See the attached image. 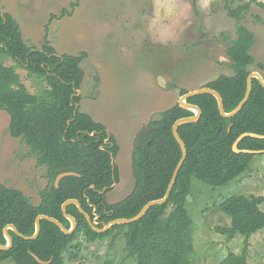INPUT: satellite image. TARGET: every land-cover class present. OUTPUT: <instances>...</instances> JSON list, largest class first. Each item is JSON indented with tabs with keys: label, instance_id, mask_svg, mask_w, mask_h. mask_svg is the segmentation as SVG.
<instances>
[{
	"label": "trees",
	"instance_id": "16d2710c",
	"mask_svg": "<svg viewBox=\"0 0 264 264\" xmlns=\"http://www.w3.org/2000/svg\"><path fill=\"white\" fill-rule=\"evenodd\" d=\"M77 4L73 2L71 6L75 8ZM193 5L198 12L197 3ZM248 7V3L237 8L228 6V12L240 18ZM61 14L71 15L72 11L64 8ZM254 44V32L239 25L227 51L234 74H221L205 85L222 95L227 112L235 109L245 96L248 75L255 70V59L250 52ZM86 55V52L59 54L48 36L41 48L28 44L17 20L3 12L0 5V109L10 116L11 134L22 137L31 152L37 154V162L45 167L48 179L37 205L30 203L21 190L0 183L3 244L7 243L4 235L7 224H14L25 235H33L39 214L56 217L70 228L71 222L62 211L63 202L70 198L78 199L92 218L96 208L99 227L115 218L133 217L147 202L165 195L181 159L182 149L172 127L177 119L194 112L178 102L162 112V120L151 121L154 129L142 136L138 147L135 145L132 192L121 201L107 202L106 194L118 179L113 162L118 146L105 125L81 109L82 96L78 90L85 76L81 63ZM8 58L15 64L8 65ZM259 66L264 70L263 63ZM18 68L28 72L36 84V92L25 85ZM187 92L182 89L180 95ZM188 102L201 107V117L178 127L188 154L165 203L152 206L138 221L115 225L106 232L95 231L77 205L69 204L67 212L78 223L73 233H65L47 219H42V230L36 239H25L10 229L13 245L9 249L0 248V262L12 259L15 264H43L33 256L35 253L42 260L52 259L49 264H66L64 254L70 252L77 257L81 249L77 240L84 234L88 242L122 237L127 257L135 258V264H191L193 220L186 203L192 180L197 178L213 187L223 186L247 170L255 154L237 153L233 144L244 132L264 134V87L253 78L251 96L234 117L220 113L218 101L211 93L191 96ZM239 148L264 150V139L245 137ZM64 171L79 175L64 177L56 187L55 179ZM262 203V195L230 196L220 207L231 217V225L218 230L229 240L237 234L245 236L248 243L252 235L264 230ZM220 264H247L246 255L232 252Z\"/></svg>",
	"mask_w": 264,
	"mask_h": 264
},
{
	"label": "rangeland",
	"instance_id": "374dc122",
	"mask_svg": "<svg viewBox=\"0 0 264 264\" xmlns=\"http://www.w3.org/2000/svg\"><path fill=\"white\" fill-rule=\"evenodd\" d=\"M78 3L75 8L72 3ZM169 0H0L3 12L17 20L28 44L41 48L46 36L59 54L87 55L84 80L78 93L81 109L105 125L118 146L114 159L115 185L108 203L126 198L134 188L132 155L137 133L155 117L179 102L180 91L201 88L221 74H234L228 48L239 25L255 34L251 49L254 71L264 70V0H174L175 12L158 4ZM198 5L196 12L193 3ZM248 3L240 18L228 6ZM263 3V4H262ZM72 11L62 15V9ZM55 15L53 18L52 16ZM8 65L15 64L6 60ZM25 85L37 91L25 69L18 68ZM264 77V76H263ZM10 116L0 109V183L21 190L28 201L40 203L48 184L45 167L22 137L10 132ZM264 152L255 154L247 170L235 180L213 187L193 178L186 203L193 220L191 264H220L230 253L246 255L247 264H264V230L249 242L237 234L232 240L219 227L231 225L220 205L233 195L264 196ZM264 210V203L260 205ZM77 242V257L64 254L66 264H135L127 257L124 239L113 236ZM0 264H15L12 259Z\"/></svg>",
	"mask_w": 264,
	"mask_h": 264
},
{
	"label": "water",
	"instance_id": "95a60500",
	"mask_svg": "<svg viewBox=\"0 0 264 264\" xmlns=\"http://www.w3.org/2000/svg\"><path fill=\"white\" fill-rule=\"evenodd\" d=\"M253 78H257L260 81V83L262 84V86L264 87V77H263V75L260 72H258V71H252L248 75V78H247V87H246L245 96L240 101L238 106L235 109H233L232 111H230V112H227L225 110L224 99H223L222 95L216 89H214L212 87L203 86V87L195 89V90H190L187 93H184L183 95H181V97L179 99V104L182 107L187 108L189 110H192L194 112V115H189V116H185V117H181V118L177 119L175 121L173 127H172L173 135L176 138L177 142L179 143V145H180V147L182 149L181 159H180V161L177 164V167H176V169H175V171L173 173V176H172V178H171V180L169 182V185H168V188L166 190L165 195L163 197H161V198L153 199V200H150L149 202H147L142 207V209L140 210V212L137 215H135L133 217H129V218H126V217L115 218V219H112L111 221H109L107 223H104V225L102 227H99V222H98L99 215L96 214L97 217L95 219L92 218L91 215L83 208L82 203L78 199L70 198V199H67L66 201H64L63 204H62L63 214L71 222V227L70 228L66 227L56 217H53V216H50V215H47V214H39L36 217V220H35V232H34L33 235H25V234L21 233L14 224H7L4 227V235L6 237L7 243L3 244L2 242H0V248L1 249H9L13 245V237H12L10 231H9L10 229L13 230L17 235H19L21 237H24L25 239H28V240L36 239L40 235L41 230H42V223H41L42 219H47L49 221H52L57 226H59L65 233H68V234L73 233L75 231L78 223H77L76 217L71 215V214H69L67 212V206L69 204H76L77 207L79 208L80 212L83 213L86 216V218H87L89 224L91 225V227L97 232H106V231L110 230L112 227H114L115 225L128 224V223H132V222L140 220L152 206L163 204V203H165L168 200V198L170 196V193L172 191V188H173V186H174V184L176 182V179L178 177L179 171L182 168V166H183V164H184V162H185V160L187 158V154H188L187 147H186V144H185L184 140L181 138V136H180V134L178 132V127H179V125H181L183 123L198 121L200 119V117H201V107L199 105H197V104L188 102V98H190L191 96H194V95H198V94L211 93L212 95H214L216 97V99L218 101V106H219L220 113L223 116H225V117H234L243 109L244 105L247 103V101L249 100V98L251 96V92H252V88H253ZM156 115L159 116V117H156ZM156 115L153 118V121L162 118V114L161 113H156ZM152 129H154V126L148 125V126L142 128L137 133L136 138H135L137 147L140 145L141 137L144 134L150 132ZM248 136L264 139V134H259V133H255V132H244V133L240 134L238 136V138L235 140V142L233 144L234 151L237 152V153L244 152V153H252V154H258V153L264 152L263 149L256 150V149L239 148V143L242 141V139H244L245 137H248ZM74 175H79V174L77 172H74V171L61 172L60 174L57 175V177L55 179L56 187L59 186L60 181L64 177L74 176ZM113 185H115V183ZM105 191H106V188H104L102 190L103 193ZM33 256L40 263H43V264H49V263L52 262V259H50L48 261L42 260L35 253H33Z\"/></svg>",
	"mask_w": 264,
	"mask_h": 264
},
{
	"label": "clouds",
	"instance_id": "9594fccd",
	"mask_svg": "<svg viewBox=\"0 0 264 264\" xmlns=\"http://www.w3.org/2000/svg\"><path fill=\"white\" fill-rule=\"evenodd\" d=\"M207 4H208V0H203V7H207ZM161 7L166 8L167 9V13L169 15L174 14V12H175V3H174V0H169L168 3L158 4V7H157V16L158 17L160 15L159 9Z\"/></svg>",
	"mask_w": 264,
	"mask_h": 264
},
{
	"label": "flooded vegetation",
	"instance_id": "af4514ba",
	"mask_svg": "<svg viewBox=\"0 0 264 264\" xmlns=\"http://www.w3.org/2000/svg\"><path fill=\"white\" fill-rule=\"evenodd\" d=\"M161 114H162V113H161ZM156 117H159V116L156 115ZM162 118H163V115H162ZM162 118H161V119H158V120H154V121L162 120ZM151 121H153V119H152ZM154 121H153V122H154ZM149 125H151V124H149ZM147 126H148V125H147ZM151 126H153V125H151ZM143 128H144V127H143ZM152 130H153V129H152ZM141 138H142V137H141ZM114 159H115V158H114ZM113 162L115 163L114 160H113ZM93 214H94V217H93V218L95 219V218L97 217V216H96V214H97V213H96V208L93 209ZM98 222H99V218H98Z\"/></svg>",
	"mask_w": 264,
	"mask_h": 264
}]
</instances>
